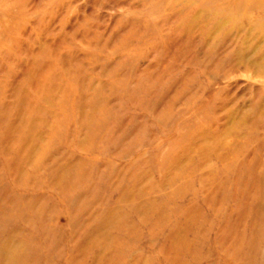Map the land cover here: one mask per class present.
<instances>
[{
  "label": "rangeland",
  "instance_id": "obj_1",
  "mask_svg": "<svg viewBox=\"0 0 264 264\" xmlns=\"http://www.w3.org/2000/svg\"><path fill=\"white\" fill-rule=\"evenodd\" d=\"M0 264H264V0H0Z\"/></svg>",
  "mask_w": 264,
  "mask_h": 264
}]
</instances>
